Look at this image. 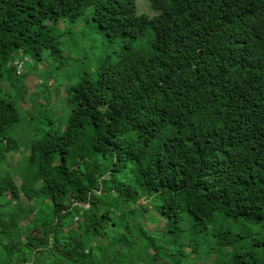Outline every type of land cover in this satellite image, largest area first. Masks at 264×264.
<instances>
[{"label":"trees","instance_id":"1","mask_svg":"<svg viewBox=\"0 0 264 264\" xmlns=\"http://www.w3.org/2000/svg\"><path fill=\"white\" fill-rule=\"evenodd\" d=\"M150 7L0 0V82L17 92L0 94V264H181L194 247L158 245L182 222L208 231L209 264H264V240L247 248L223 228L264 226V0ZM83 17L126 51L65 87L58 126L42 130L47 111L28 120L18 108L17 58L59 55L57 27ZM21 120L27 145L9 135Z\"/></svg>","mask_w":264,"mask_h":264},{"label":"rangeland","instance_id":"2","mask_svg":"<svg viewBox=\"0 0 264 264\" xmlns=\"http://www.w3.org/2000/svg\"><path fill=\"white\" fill-rule=\"evenodd\" d=\"M151 0H135V8L137 14H146L148 17L154 15V11L150 7ZM58 51L59 55L49 57L43 54L39 63H33L29 57L17 58V62H21V67L17 72L20 79L16 83V87H20L22 100L17 102L18 108L20 106L22 113L26 119L35 118L36 113L41 111L48 112V119L52 122L51 127L41 126L42 130L56 129L59 120L65 111L62 106V96L65 94L64 88L70 84L75 83L78 78L86 73L94 75L99 65L103 60H113L120 52H125L126 49L122 47L123 40L113 39L106 41L95 30L93 23L84 17L75 21L74 23L63 22L57 27ZM146 38L132 42V47L142 46L146 43ZM22 75V76H21ZM15 78V76H14ZM13 86L8 81L0 82V94L10 95L16 97L17 92L12 89ZM18 97V96H17ZM16 100H19L18 98ZM19 108V110H20ZM46 113V112H45ZM22 115V114H21ZM20 123L14 127L13 131L9 133L11 137L16 139L22 145H27L32 138L34 131L28 129L25 124ZM24 147V146H23ZM23 150V149H22ZM21 151L17 154L9 155V160L13 165H16L17 158ZM154 213H147L148 218L146 226L144 227L150 232L158 234L162 232L164 221ZM156 221V222H155ZM149 227V228H148ZM183 232L176 237L173 245H169L167 240H163L159 244V240H155L158 246H163L167 254L172 253L180 245L186 249L188 246L195 248V252L189 253L183 258L181 264H209L212 262L214 244L211 237L206 233H198L192 235L186 230L187 223L180 224ZM212 226L209 225L208 229ZM223 228L228 229L232 233L240 236V241H246L249 248L250 243L247 242L264 240V226L263 225H230L226 224ZM153 232V233H154ZM153 236L157 237V235ZM165 245V246H164ZM167 247V249H166ZM253 250L256 248L253 246ZM143 252V251H142ZM257 253H260L257 251ZM147 258V257H146ZM161 260L164 262L170 259L167 256L161 255ZM160 260V261H161ZM149 259L143 263H148Z\"/></svg>","mask_w":264,"mask_h":264}]
</instances>
